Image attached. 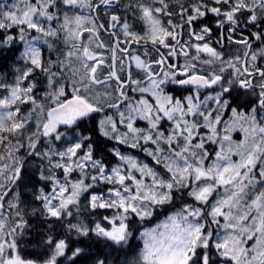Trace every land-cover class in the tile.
I'll list each match as a JSON object with an SVG mask.
<instances>
[{
	"label": "snow or ice",
	"instance_id": "6c2138e0",
	"mask_svg": "<svg viewBox=\"0 0 264 264\" xmlns=\"http://www.w3.org/2000/svg\"><path fill=\"white\" fill-rule=\"evenodd\" d=\"M0 264H264V0H0Z\"/></svg>",
	"mask_w": 264,
	"mask_h": 264
},
{
	"label": "rangeland",
	"instance_id": "374dc122",
	"mask_svg": "<svg viewBox=\"0 0 264 264\" xmlns=\"http://www.w3.org/2000/svg\"><path fill=\"white\" fill-rule=\"evenodd\" d=\"M9 2H11V0H9ZM141 155H143V154H141Z\"/></svg>",
	"mask_w": 264,
	"mask_h": 264
}]
</instances>
